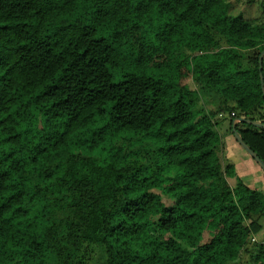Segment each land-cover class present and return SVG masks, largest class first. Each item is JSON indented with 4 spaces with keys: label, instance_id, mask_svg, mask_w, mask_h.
Masks as SVG:
<instances>
[{
    "label": "trees",
    "instance_id": "16d2710c",
    "mask_svg": "<svg viewBox=\"0 0 264 264\" xmlns=\"http://www.w3.org/2000/svg\"><path fill=\"white\" fill-rule=\"evenodd\" d=\"M263 2L0 0V264H264Z\"/></svg>",
    "mask_w": 264,
    "mask_h": 264
},
{
    "label": "rangeland",
    "instance_id": "374dc122",
    "mask_svg": "<svg viewBox=\"0 0 264 264\" xmlns=\"http://www.w3.org/2000/svg\"><path fill=\"white\" fill-rule=\"evenodd\" d=\"M264 7V2L262 3ZM245 17L247 19H256L262 15V10L259 7V4L248 7L245 11ZM222 133V132H221ZM227 144V154L228 160L230 162L240 165L241 170L238 175L248 186L252 187L254 183L260 182L262 180V174L258 168L251 166L248 163V156L246 153L233 142L231 137H226ZM251 167V168H250ZM230 184L233 185V181H230ZM256 243L253 244H264V240L261 236L254 237ZM92 255L88 264H105V258L103 255V248L99 245L91 246ZM100 251L102 252L100 254ZM253 254L252 246L248 248V252L242 254L239 258L237 264H251V255Z\"/></svg>",
    "mask_w": 264,
    "mask_h": 264
},
{
    "label": "water",
    "instance_id": "95a60500",
    "mask_svg": "<svg viewBox=\"0 0 264 264\" xmlns=\"http://www.w3.org/2000/svg\"><path fill=\"white\" fill-rule=\"evenodd\" d=\"M264 53L261 55L260 57V63H261V60H262V57H263ZM261 81H262V77H261ZM239 122H243V123H246L248 125H252L254 127H257L259 129H264V125L262 124H259V123H255V122H250V121H235L233 123V132H234V137H235V140L237 141V143L239 144V146L241 147V149L252 159L255 160V162L257 163V165L259 166V168L262 170L263 174H264V165L263 163L260 161V159L245 145V143L241 140V138L236 134L235 132V129H234V126L236 125V123H239Z\"/></svg>",
    "mask_w": 264,
    "mask_h": 264
},
{
    "label": "built area",
    "instance_id": "2783aa9c",
    "mask_svg": "<svg viewBox=\"0 0 264 264\" xmlns=\"http://www.w3.org/2000/svg\"><path fill=\"white\" fill-rule=\"evenodd\" d=\"M252 241H253V242H256V241H255V238H253V240H252Z\"/></svg>",
    "mask_w": 264,
    "mask_h": 264
},
{
    "label": "crops",
    "instance_id": "0c3cea01",
    "mask_svg": "<svg viewBox=\"0 0 264 264\" xmlns=\"http://www.w3.org/2000/svg\"><path fill=\"white\" fill-rule=\"evenodd\" d=\"M251 168V167H250Z\"/></svg>",
    "mask_w": 264,
    "mask_h": 264
}]
</instances>
